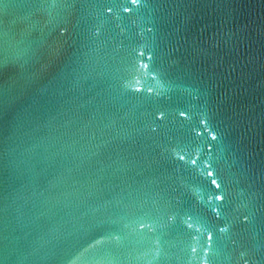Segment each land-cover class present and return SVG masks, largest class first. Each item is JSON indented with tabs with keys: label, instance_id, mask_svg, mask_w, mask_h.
Wrapping results in <instances>:
<instances>
[{
	"label": "water",
	"instance_id": "water-1",
	"mask_svg": "<svg viewBox=\"0 0 264 264\" xmlns=\"http://www.w3.org/2000/svg\"><path fill=\"white\" fill-rule=\"evenodd\" d=\"M0 264H264V0H0Z\"/></svg>",
	"mask_w": 264,
	"mask_h": 264
}]
</instances>
